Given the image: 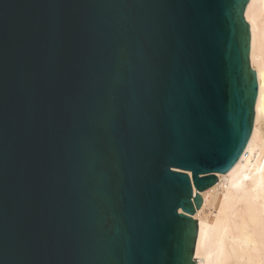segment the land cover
Returning <instances> with one entry per match:
<instances>
[{"label":"water","instance_id":"1","mask_svg":"<svg viewBox=\"0 0 264 264\" xmlns=\"http://www.w3.org/2000/svg\"><path fill=\"white\" fill-rule=\"evenodd\" d=\"M249 1L0 0V264H197L253 131Z\"/></svg>","mask_w":264,"mask_h":264},{"label":"bare ground","instance_id":"2","mask_svg":"<svg viewBox=\"0 0 264 264\" xmlns=\"http://www.w3.org/2000/svg\"><path fill=\"white\" fill-rule=\"evenodd\" d=\"M245 19L259 86L253 131L234 167L200 193L203 203L194 215L197 264H264V0H250Z\"/></svg>","mask_w":264,"mask_h":264}]
</instances>
